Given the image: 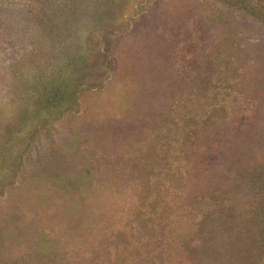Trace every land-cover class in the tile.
Instances as JSON below:
<instances>
[{"label":"rangeland","instance_id":"1","mask_svg":"<svg viewBox=\"0 0 264 264\" xmlns=\"http://www.w3.org/2000/svg\"><path fill=\"white\" fill-rule=\"evenodd\" d=\"M228 1L0 0V264H264V2Z\"/></svg>","mask_w":264,"mask_h":264},{"label":"trees","instance_id":"2","mask_svg":"<svg viewBox=\"0 0 264 264\" xmlns=\"http://www.w3.org/2000/svg\"><path fill=\"white\" fill-rule=\"evenodd\" d=\"M228 2L234 6H237V7L243 8L244 10H247L248 12L252 13L253 15H255L257 12L261 11L259 6L253 5V3H254L253 0H229ZM261 2H264V0H258V3H261ZM261 7H263V6H261Z\"/></svg>","mask_w":264,"mask_h":264}]
</instances>
